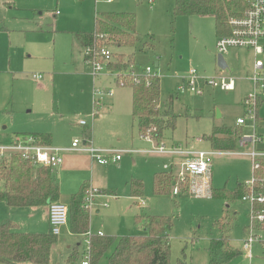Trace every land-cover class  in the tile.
<instances>
[{
	"label": "rangeland",
	"instance_id": "374dc122",
	"mask_svg": "<svg viewBox=\"0 0 264 264\" xmlns=\"http://www.w3.org/2000/svg\"><path fill=\"white\" fill-rule=\"evenodd\" d=\"M175 1L154 0L149 4L143 0H113L112 3L106 0H0V135L50 133L54 147H69L75 139L82 140L88 135L94 146L125 151L120 165L97 166L93 174L79 167L57 173L60 200L68 207L72 196L83 185L90 186L86 202L89 190L97 191L89 205L90 231L94 234L102 231L117 240L142 235L143 229L135 222L137 216H166L174 222L170 233L171 264H213L211 251L216 241L224 242V250L235 254L225 264H264L263 244L256 245L252 260L245 258L240 250L252 221L248 202L194 197L185 192L178 196L172 191L170 196L154 194V174L165 170L171 158L148 153L153 145L132 131L131 115H128L131 88L117 84L120 76L127 81V72L109 71L116 80L98 86L102 91H108L106 88L115 91L113 107L106 97L97 103L88 89L93 86L94 77L86 64L87 70L83 71L81 45L72 33L93 31L96 13H134L137 45L120 50L109 46V50L135 54L138 68L134 67L135 74L143 73L147 67L158 70L162 81V111L169 96L174 97L177 128L174 134L166 133L165 146L174 142L177 145L174 147L210 151V142L203 137L209 136L215 125L238 127H235L238 118L247 115L241 99L253 91L250 82H238L237 90L232 93L212 88H204L201 96L178 91L192 69L207 78L223 70L218 68L216 60V19L201 15L175 16ZM232 9L231 5L228 19ZM103 15L99 16L101 20ZM146 43L154 48H147ZM225 58L230 66L224 75L241 77L253 55L245 58L242 51L232 50ZM36 76L41 78L35 80ZM258 116L257 130L264 134L261 101ZM81 121L87 126L80 127ZM238 128L241 135L253 132L249 122L243 129ZM71 155L79 156L81 163L84 156H90L80 152ZM174 161L180 162V159ZM252 177L250 158L233 154L214 158L211 183L215 190L235 191L239 184L248 183ZM132 180L144 183V194L139 198H133L127 186ZM44 207L14 209L0 202V223L12 220L25 233H49L51 228ZM255 233L259 234L257 230ZM86 247L85 235L72 234L69 225L58 236L49 264H82ZM75 249L79 250L78 259L70 263L69 257ZM112 251L99 264H107Z\"/></svg>",
	"mask_w": 264,
	"mask_h": 264
},
{
	"label": "trees",
	"instance_id": "16d2710c",
	"mask_svg": "<svg viewBox=\"0 0 264 264\" xmlns=\"http://www.w3.org/2000/svg\"><path fill=\"white\" fill-rule=\"evenodd\" d=\"M231 5L220 0H176L175 16H212L216 19L218 36L228 35V15ZM105 20H97L94 31L84 33L85 47L93 44L100 36H106L112 47L134 48L138 39L136 35L137 17L134 13H106ZM3 29V27L1 26ZM136 65L133 54L113 53V61L108 68L113 72H127L125 83L133 92V118L137 123L140 136H150L158 144H164L166 131L176 129L177 117L172 106L164 112L161 110V78L159 74H140L132 76ZM120 76L118 79H122ZM259 120V116L257 114ZM243 129V128H242ZM244 131V130H243ZM33 135L41 144L51 145L52 137L48 134H18ZM241 129L232 127H214L211 135L204 139L211 143L212 150L218 152H234L238 148ZM256 175L264 176V162ZM175 182L172 174L156 173L153 177V191L156 196H170ZM0 202L10 208H37L59 202L61 187L54 171L48 167H35L23 162L18 157H12L0 164ZM129 188L133 198L144 194V183L132 180ZM89 186L83 185L80 192L74 194L69 206L70 230L75 235H86L90 231V214L86 209V192ZM245 184H239L235 191L227 188L212 189V198L240 199L246 195ZM264 209V206H256ZM136 225L144 234L123 236L116 239L109 236H92L91 264H99L101 259L113 249L107 259V264H171L170 233L174 222L166 216H137ZM12 220L0 223V263L3 264H49L53 247L58 237L50 231L46 234L22 233ZM264 229V226L263 228ZM224 242L216 241L212 247V263L225 264L235 256L229 250H224ZM240 253V252H238ZM241 254V253H240ZM78 259L76 252L69 257L73 263ZM181 264V263H180Z\"/></svg>",
	"mask_w": 264,
	"mask_h": 264
},
{
	"label": "built area",
	"instance_id": "2783aa9c",
	"mask_svg": "<svg viewBox=\"0 0 264 264\" xmlns=\"http://www.w3.org/2000/svg\"><path fill=\"white\" fill-rule=\"evenodd\" d=\"M112 3L113 0H106ZM149 4H153L154 0H143ZM225 3L232 4V15L226 24L229 29L228 35L220 36L217 44V56L229 54L232 49H243L250 51L254 57L253 71L250 77L253 91L247 94L243 100V105L247 115L237 120V126L243 128L247 122L252 125V134H243L240 136L238 148L234 152H218L215 150H193L182 147H167L165 144H158L150 136H141L142 139L152 144V150L148 153L157 154L171 158V164L165 166V172L172 174L175 182L172 188V194L175 196L181 193H189L194 197H209L212 193V174L214 158L220 155H237L248 157L253 165L252 180L245 184L247 193L242 201L251 205V224L248 228L249 232L243 241V251L249 257H253V250L256 245H264V209H256V206H264V176L259 178L256 173L264 162V134L258 133L257 127L259 120L258 102H264V0H220ZM109 40L106 36H98L93 44L84 48L83 54L85 64L91 69L94 78L102 76L105 72H109V64L113 61V52L109 50ZM155 75L158 74L153 68L147 67L143 73L135 74ZM41 76L34 79L39 80ZM117 84L126 86L123 79H118ZM236 78L228 75H218L214 77H203L200 73L192 69L184 79L183 83L178 87V91L184 93L189 91L196 95H203L204 88L218 89L223 92H234L236 90ZM113 92H104L95 89L94 97L99 103L105 96H112ZM96 103V104H97ZM80 126L86 127L84 121L80 122ZM155 142L158 144L156 145ZM71 150L75 152H83L90 155L92 160L99 165L107 166L117 164L123 158L125 151L115 149H100L92 144L90 136L86 135L82 140L75 139L69 149L56 148L44 145L33 135L15 136L10 143L0 144V164L10 160L12 157H18L23 162L32 164L35 167H48L54 172L62 168L64 158L62 153ZM180 162H175L174 160ZM183 186L186 189L183 190ZM95 189L88 192L87 202L89 205L97 196ZM86 202V203H87ZM145 205V202H142ZM87 208V206H86ZM49 225L51 232L55 236H59L62 230L70 225L69 207L61 202L51 203L49 205ZM255 230L259 234L255 233ZM86 251L85 260L82 264H91V238L93 235L86 234ZM98 236H104L102 232Z\"/></svg>",
	"mask_w": 264,
	"mask_h": 264
},
{
	"label": "crops",
	"instance_id": "0c3cea01",
	"mask_svg": "<svg viewBox=\"0 0 264 264\" xmlns=\"http://www.w3.org/2000/svg\"><path fill=\"white\" fill-rule=\"evenodd\" d=\"M112 13H115V12H112ZM126 13H129V12H126ZM100 14H106V13H96V16H95V21H94V28H95V25H96V21L97 20H99L100 18H99V16H100ZM56 16H58L59 15V12H56V14H55ZM105 20V19H104ZM94 28H93V31H94ZM93 31H91V32H93ZM91 32H78V33H72V36L80 43H78L79 44V46H80V48H79V54H80V57H81V61H82V64H83V71H85V70H87V68L85 67V59H84V54H83V51H84V46H85V43H84V39H83V37H82V34H84V33H91ZM219 37L220 36H218V38H217V41H218V39H219ZM76 44H77V42H76ZM217 44V43H216ZM146 45H147V43H146ZM147 48H154V45H152V44H150L149 46L147 45ZM232 50H239V51H242V53L244 54V56H245V58H246V56H248V54H252L250 51H247V50H243V49H232ZM231 50V51H232ZM230 51V52H231ZM217 52V51H216ZM229 52V53H230ZM113 53H115V51L113 52ZM122 53H124V52H122ZM125 54H127V55H131L132 53H125ZM134 55V57H135V61H136V55L135 54H133ZM217 58H218V56L216 57V60H217ZM225 58V57H224ZM239 57L238 56H235V59H236V61L237 62H239V59H238ZM225 61H226V63H227V65H228V69H229V66H230V63H229V60H226V58H225ZM251 62H249L248 63V65L246 66V69H245V74H244V76H241V77H235V76H233V77H235L236 78V83H237V85H236V90H237V86H238V82L240 83V82H243V81H248V82H250V84H252V82H251V80H250V77H251V74H252V71H253V64H254V57L250 60ZM136 68H137V63H136ZM243 67V66H242ZM152 68H154V67H152ZM219 68V67H218ZM138 69V68H137ZM220 69V68H219ZM139 70H141V69H139ZM156 72H158V70H156V68L154 69ZM220 70H222V69H220ZM223 73H221V72H219V73H217V75L216 76H218V75H221V74H224V73H226L224 70L222 71ZM78 74H80V75H85V73H79L78 72ZM113 79L114 80H116V78L114 77V76H112L109 72H105L102 76H100V77H98V78H94L93 79V86H88L89 88V91L91 92V93H93V96H94V91H95V89H98L99 87L98 86H102L103 85V83H110V81H113ZM184 81V80H183ZM183 83V82H182ZM181 83V84H182ZM180 84V85H181ZM161 87H162V81H161ZM106 90H108V91H104V92H113V95L112 96H109V97H107V96H105L106 98H108L111 102L110 103H112V107L116 104V94H115V91L113 90V89H110V88H106ZM235 90V91H236ZM234 91V92H235ZM228 93H230V92H228ZM232 93V92H231ZM89 96H90V94H89ZM245 98V97H244ZM244 98H242L241 99V103H242V106H244L243 105V100H244ZM168 102H167V104H166V106H165V109H163V111L162 112H164V111H166V110H168L169 108H170V106H172V110H173V113L175 114V111H174V97L171 95V96H169V98H168ZM264 102H262V104H263ZM162 88H161V106H162ZM162 108V107H161ZM187 116H191V114H190V112H188V109H187ZM128 115H131V123H132V131L133 132H135L136 131V133L139 135V137L141 138V136H140V134H139V131H138V127H137V123L134 121V118H133V92H132V89H131V95H130V112L128 113ZM176 115V114H175ZM121 117L122 118H125V116L124 115H121ZM176 117H177V115H176ZM221 117V115H219V117L218 118H220ZM242 118V117H241ZM238 119H240V118H238ZM177 120H178V117H177ZM80 126V125H79ZM226 125H215L214 127H225ZM80 127H82V126H80ZM213 127V128H214ZM228 127V126H227ZM235 127H237V122H236V125H235ZM176 128H177V122H176ZM232 128H233V126H232ZM213 130V129H212ZM171 130H168V131H166L165 132V134H164V142H166V133L167 132H170ZM176 131V129L174 130V131H172V134H174V132ZM212 133V132H211ZM18 134H48V135H50L51 137H52V140H51V145H49V146H52V147H54L53 146V136H52V134H50V133H44V132H37V133H14V134H11V135H0V144H7V143H10L11 141H12V139L15 137V136H18ZM211 135V134H210ZM206 137V135H204V137H203V139ZM91 138V137H90ZM206 140V139H205ZM210 145H211V143H210ZM71 146H72V144H71ZM71 146H69V147H56V148H64V149H69ZM174 146H177L174 142H171V144H170V146L169 147H174ZM95 147H97V148H100V149H103V148H101V147H98V146H95ZM168 147V146H167ZM211 149H212V147H211ZM75 153H78V152H75V151H71V150H67V151H65V152H63L62 153V157L64 158V165H63V167L62 168H60V169H58L57 171H55L54 172V174H55V176H56V179H57V173H62V172H64V171H66L67 169H69V168H73V167H79V168H81V169H83V170H86V169H89L90 170V172H91V174H93V169L95 168V167H97V166H101V167H108V166H117V165H120L121 164V162L123 161V158H122V160L120 161V162H118L117 164H111V165H107V166H102V165H99L98 163H96V162H94L93 160H92V158L90 157V156H84V159H83V163H81L80 161H81V158H79V156H77V155H71V154H75ZM80 153H83V152H80ZM123 157H124V155H123ZM159 172H164V170H161V171H158V172H156V173H159ZM155 173V174H156ZM154 174V175H155ZM57 181H58V179H57ZM58 183L60 184V182L58 181ZM129 183L130 182H128L127 183V186L129 187ZM89 186V185H88ZM60 187H61V184H60ZM90 187V186H89ZM0 191H2L3 190V185L2 184H0ZM100 192H103V194H105V192L104 191H100ZM59 202H61V200L59 201ZM4 203V202H3ZM45 208V211H46V220H47V222H48V224H49V206H45L44 207ZM14 209H16V208H14ZM15 222V221H14ZM16 223V222H15ZM17 224V223H16ZM18 225V224H17ZM18 227H19V225H18ZM248 229V228H247ZM246 229V230H247ZM18 231L19 232H22V233H25V232H23V231H21L20 230V227H19V229H18ZM99 232H102V231H99ZM99 232H97L96 234H94V233H92L91 231H89V233L91 234V235H93V236H96V235H98V233ZM103 233V232H102ZM40 234H42V233H40ZM104 234V233H103ZM104 236H107V235H105L104 234ZM85 237H86V239H87V235H85ZM246 239V237L241 241V244H242V247L240 248V250L242 251V253H243V255L245 256V258H248L249 260H252V259H254L255 257V248H256V246H255V248H254V250H253V257L252 258H249L245 253H244V251H243V241ZM56 246V245H55ZM54 246V247H55ZM54 247H53V249H54ZM52 249V250H53ZM76 252V254L77 255H79V250L78 249H75L74 251H73V254ZM74 263V262H73ZM0 264H3V263H0ZM24 264H30V263H24Z\"/></svg>",
	"mask_w": 264,
	"mask_h": 264
},
{
	"label": "water",
	"instance_id": "95a60500",
	"mask_svg": "<svg viewBox=\"0 0 264 264\" xmlns=\"http://www.w3.org/2000/svg\"><path fill=\"white\" fill-rule=\"evenodd\" d=\"M217 64L218 67L222 70H227L228 69V65L225 61V58L223 57V55H219L217 58Z\"/></svg>",
	"mask_w": 264,
	"mask_h": 264
}]
</instances>
